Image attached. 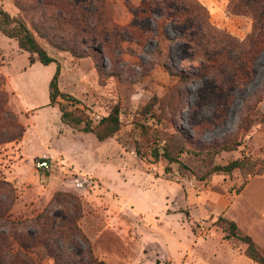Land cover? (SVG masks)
<instances>
[{"label": "rangeland", "instance_id": "obj_1", "mask_svg": "<svg viewBox=\"0 0 264 264\" xmlns=\"http://www.w3.org/2000/svg\"><path fill=\"white\" fill-rule=\"evenodd\" d=\"M44 1L0 0L57 59L31 64L29 52L0 31V108L11 121L6 137L25 128L22 137L0 143V211L20 221L48 208L61 219L74 213L68 200L76 196L77 224L103 264H260L245 256L247 244L224 238L218 218L235 220L264 253V172L246 179L239 170L213 168L243 156L264 159V49L248 63V77L221 75L193 34L160 6L145 12L139 0H99L96 25L74 22ZM195 1L235 42L254 33L246 0ZM84 7L96 9L88 1ZM57 62L61 90L79 98L94 123L120 105L123 126L114 137L99 141L72 128L57 105H48ZM149 103L159 120L149 121L153 143H142L139 153L134 120ZM224 141L239 146L212 149ZM167 144L177 161L151 154L152 146L162 151ZM45 158L49 168L42 169ZM71 238L68 251L86 261L85 240Z\"/></svg>", "mask_w": 264, "mask_h": 264}, {"label": "trees", "instance_id": "obj_2", "mask_svg": "<svg viewBox=\"0 0 264 264\" xmlns=\"http://www.w3.org/2000/svg\"><path fill=\"white\" fill-rule=\"evenodd\" d=\"M46 1V2H45ZM44 5L49 3L50 7L57 8L60 14L69 17L74 22L81 23L89 21L99 25L98 15L99 0H45ZM95 5V10H87L84 3ZM140 5H144L146 12L148 5L160 6L163 15L167 14L172 18V23L184 27V32H191L192 40L203 50L212 62V66L221 75L230 74L232 77L240 76V79L248 77V63L252 58L258 56L264 49V0H246L249 7L255 13V31L252 36L243 44L235 42L230 36L215 28L209 21L207 8L195 0H139ZM245 1V0H242ZM134 15L137 10L131 11ZM73 23L75 27L77 25ZM0 31L6 36L17 41L21 50L29 52L31 64L40 61L44 65L56 62L57 59L50 55L48 50L40 43L34 30L29 26L26 19L20 16H12L9 11L0 8ZM163 66L170 71L166 63ZM223 67H227L228 70ZM220 70V71H219ZM171 72V71H170ZM61 75V65L57 62V68L49 82V103L57 105L61 111V120L72 128L89 133L92 132L99 141H104L114 137L122 129L120 116V105L115 104L110 111L103 115L96 123L86 114L81 107L82 101L61 90L59 81ZM208 74H203L205 77ZM219 75V74H218ZM217 75V76H218ZM179 77H182L179 75ZM137 120H134L135 128L139 130L142 142L137 144L139 153L141 144L150 146L153 141L150 136V120H159L153 111V104L149 103L137 113ZM135 118V119H136ZM9 113L0 108V143L9 142L23 136L25 128H20L19 134L6 137L10 127ZM2 129V130H1ZM144 141V142H143ZM169 144V143H168ZM168 144L162 148L152 146L151 154L155 159L164 156L170 161L178 159L169 150ZM239 146L237 142L224 141L216 143L212 149L216 151H232ZM235 170L247 179L249 175H257L264 172V159H255L251 156L235 158L226 164H217L213 171L232 174ZM57 193L53 202L59 201ZM73 196L68 202L74 206L72 214L64 212L62 218L56 217L52 211L46 208L43 212L32 218L16 221L7 218V215L0 211V264H43L47 258H51L54 264H103L93 254L92 245L88 238L82 233L77 224V217L80 213V206ZM67 206V205H65ZM4 225L2 228V223ZM219 224L225 231L224 238L227 240L238 239L247 244L246 255L255 262L264 264V253L260 249L254 238L244 233L235 220L220 216ZM4 229H8L4 232ZM32 230V231H30ZM9 232V233H8ZM8 233V234H7ZM80 237L85 240L87 246L86 261L82 263L74 254L68 251L67 241H73L71 237ZM73 239V240H72ZM74 243V242H73ZM82 258V257H81ZM83 260V258H82Z\"/></svg>", "mask_w": 264, "mask_h": 264}, {"label": "built area", "instance_id": "obj_3", "mask_svg": "<svg viewBox=\"0 0 264 264\" xmlns=\"http://www.w3.org/2000/svg\"><path fill=\"white\" fill-rule=\"evenodd\" d=\"M49 163H50V161L48 160V159H43V160H41L39 163H38V165H39V167H41L42 169H46V168H49Z\"/></svg>", "mask_w": 264, "mask_h": 264}, {"label": "crops", "instance_id": "obj_4", "mask_svg": "<svg viewBox=\"0 0 264 264\" xmlns=\"http://www.w3.org/2000/svg\"><path fill=\"white\" fill-rule=\"evenodd\" d=\"M50 82V81H49ZM61 112V111H60ZM244 193H246V192H244ZM237 253V252H236ZM236 255H240V254H236ZM245 255V254H244ZM245 256H247V255H245Z\"/></svg>", "mask_w": 264, "mask_h": 264}]
</instances>
